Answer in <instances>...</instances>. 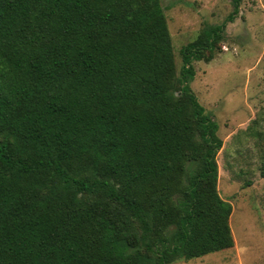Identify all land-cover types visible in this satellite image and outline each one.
<instances>
[{
  "label": "trees",
  "instance_id": "obj_1",
  "mask_svg": "<svg viewBox=\"0 0 264 264\" xmlns=\"http://www.w3.org/2000/svg\"><path fill=\"white\" fill-rule=\"evenodd\" d=\"M161 0H0V264H171L233 248L223 141Z\"/></svg>",
  "mask_w": 264,
  "mask_h": 264
},
{
  "label": "rangeland",
  "instance_id": "obj_2",
  "mask_svg": "<svg viewBox=\"0 0 264 264\" xmlns=\"http://www.w3.org/2000/svg\"><path fill=\"white\" fill-rule=\"evenodd\" d=\"M176 71L182 48L222 25L232 0H161ZM189 85L218 124L220 197L232 205L231 249L171 264H264V0H241L211 61H194Z\"/></svg>",
  "mask_w": 264,
  "mask_h": 264
}]
</instances>
